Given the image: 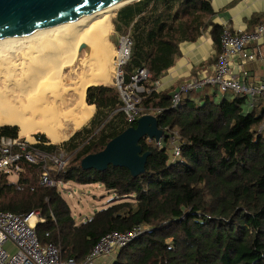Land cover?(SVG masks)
I'll return each mask as SVG.
<instances>
[{"label": "trees", "instance_id": "16d2710c", "mask_svg": "<svg viewBox=\"0 0 264 264\" xmlns=\"http://www.w3.org/2000/svg\"><path fill=\"white\" fill-rule=\"evenodd\" d=\"M214 16L208 0H137L117 9L112 31L129 33L132 41L125 76L144 68L150 74L146 87L154 89L180 57L179 45L194 43L207 30L218 56L222 29ZM180 86L140 96V116L160 112L154 115L156 135L139 142L147 159L135 177L124 168H81L83 158L103 152L138 120L125 123L115 87L86 89L85 103L95 113L62 145L67 164L53 175L64 183L99 184L120 201L78 225L57 189L39 186L40 169L21 163L16 183L0 174V212L37 213L43 220L35 226L39 243L57 246L63 261L82 262L104 235L141 226L148 230L111 264H264V106L214 86L181 95L173 106ZM16 137L15 127L0 128V138ZM34 137L40 151L59 152L43 145V135ZM159 138L161 147L155 145ZM173 145L180 149L174 161Z\"/></svg>", "mask_w": 264, "mask_h": 264}, {"label": "bare ground", "instance_id": "6f19581e", "mask_svg": "<svg viewBox=\"0 0 264 264\" xmlns=\"http://www.w3.org/2000/svg\"><path fill=\"white\" fill-rule=\"evenodd\" d=\"M117 8L0 41V128L17 127L28 141L40 132L59 143L93 116L84 93L110 84L107 35Z\"/></svg>", "mask_w": 264, "mask_h": 264}, {"label": "built area", "instance_id": "2783aa9c", "mask_svg": "<svg viewBox=\"0 0 264 264\" xmlns=\"http://www.w3.org/2000/svg\"><path fill=\"white\" fill-rule=\"evenodd\" d=\"M221 29L220 53L215 64L197 70L194 78L173 94V106L180 102L182 94L204 86L218 87L220 93L247 97L253 102L259 99L264 106V82L245 84L233 72L234 62L242 67L260 56L258 47L264 44V20L251 32L233 31L226 24L222 25ZM131 45L129 33L120 36L118 48L114 50L112 59L114 85L119 91L121 110L127 124L141 117L140 96L151 91L146 87L150 79L146 69L139 68L128 76L124 74L123 67L129 59ZM252 46L255 47L254 52L249 50ZM159 112L157 110L156 114ZM261 129H264V122ZM160 139L155 142L157 147H161ZM35 145L37 144H29L25 140L19 141L18 138H0V173L15 174L18 177L23 172L21 163H26L40 169L39 186L57 189L64 182L53 174L59 173L65 167L66 154L63 150L60 154L45 153ZM179 157L180 149L177 145H173L171 158L174 161ZM42 222L37 213L20 216L10 212H0V264H96V259L117 254L148 230L146 227L138 226L126 232H110L100 238L88 256L78 263L73 259L61 260L59 248L54 244L39 243L35 226Z\"/></svg>", "mask_w": 264, "mask_h": 264}, {"label": "water", "instance_id": "95a60500", "mask_svg": "<svg viewBox=\"0 0 264 264\" xmlns=\"http://www.w3.org/2000/svg\"><path fill=\"white\" fill-rule=\"evenodd\" d=\"M137 0H0V41L54 28L105 8L117 9ZM156 135L155 118L142 115L135 127L112 139L103 152L82 159L84 170L124 168L138 176L145 168L146 154L139 146L144 136Z\"/></svg>", "mask_w": 264, "mask_h": 264}, {"label": "crops", "instance_id": "0c3cea01", "mask_svg": "<svg viewBox=\"0 0 264 264\" xmlns=\"http://www.w3.org/2000/svg\"><path fill=\"white\" fill-rule=\"evenodd\" d=\"M208 1L215 14L212 22L220 28L222 25L226 24L233 31L245 30L249 32L254 29V26L260 20L264 19V0ZM111 32L112 28L108 35H110ZM108 44L111 46L110 42ZM258 49L260 56L246 63L244 66L239 67V64L234 62L233 72L245 84L264 82V44L259 46ZM249 50L254 52L255 47L252 46ZM179 51L180 57L175 61L174 65L167 70L165 75L159 79L158 92L170 90L178 84L182 86L191 81L192 77L194 78L195 71L199 70L201 67H211L215 64L218 45L215 46L213 44L209 30H207L194 43L185 42L180 44ZM244 74L245 76H243ZM115 255L116 254L110 257L98 258L96 259V264H111Z\"/></svg>", "mask_w": 264, "mask_h": 264}, {"label": "rangeland", "instance_id": "374dc122", "mask_svg": "<svg viewBox=\"0 0 264 264\" xmlns=\"http://www.w3.org/2000/svg\"><path fill=\"white\" fill-rule=\"evenodd\" d=\"M115 11H112L110 18L113 16ZM110 18H109V25H111L110 24ZM110 29H111V26H110ZM108 34H109V32H108ZM120 36H123V35L114 33L113 31L110 33V35H107V37H108L107 43L110 42V44H111V46H109V44H108L109 52L112 55L114 53V50L116 48H118V42H119ZM5 53H7V52H4V54ZM11 54H13V53L11 52ZM112 71H113L112 67H110V75H111L110 80L111 81H110L109 86L115 87ZM154 86H155L154 89H151V91L154 90L157 93H159L157 91L159 88V81L156 82ZM147 89H150V88H147ZM117 91H118V89H117ZM85 92H86V90H85ZM118 93H119V91H118ZM182 95L184 96L185 94H182ZM119 97H120V94H119ZM84 100H85V93H84ZM155 114H156V111L150 112L149 116L154 117ZM145 115H148V114H145ZM90 119L83 126H86L89 123ZM124 121H125V119H124ZM6 127H8V126H6ZM9 127H12V126H9ZM82 127H80L78 130H80ZM15 128L17 129V127H15ZM78 130H76V131H78ZM76 131H74L71 135H69V137L66 140H63L59 143H52L44 134H42L40 132H35L33 134H30L31 140L28 141L25 137H21L19 135L18 129H17V137L16 138H18L19 141L25 140L29 144H37L38 145L40 143L36 140V138L34 136L37 134L43 135L47 140V142L44 143L43 145L58 147L59 152L55 153V154H60V152L63 150V149H61L62 145L65 144L66 142H68L69 139L74 135V133ZM37 145H35V146H37ZM65 164H67V162ZM51 168L54 170L53 167H51ZM0 174H4V173H0ZM4 175H7L8 181L10 183H16L17 182V176L15 174H11V175L4 174ZM38 177H39V174H38ZM57 191L60 193V196L68 204L70 211H71V215L78 225L81 223H84L95 212L106 208L112 201L118 202L121 200L112 191H107L103 186H101L99 184L78 185V184H74L72 182H68V183H64L63 185L59 186L57 188Z\"/></svg>", "mask_w": 264, "mask_h": 264}]
</instances>
